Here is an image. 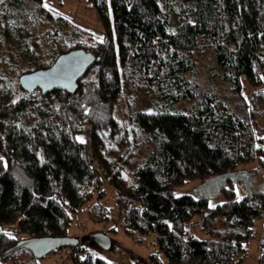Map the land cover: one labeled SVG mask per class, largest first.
Returning a JSON list of instances; mask_svg holds the SVG:
<instances>
[{"label": "trees", "instance_id": "1", "mask_svg": "<svg viewBox=\"0 0 264 264\" xmlns=\"http://www.w3.org/2000/svg\"><path fill=\"white\" fill-rule=\"evenodd\" d=\"M12 1L31 3L28 15L52 18L42 0ZM184 1L178 10L180 0H90L100 39L85 43L82 30L59 16L69 31L46 35L51 50L43 63L28 48L21 64L11 50L2 56L18 77L75 48L90 51L95 63L75 92L19 89L0 106V254L22 238L74 236L70 225L94 194L87 214L104 215L98 199L105 180L124 232L155 233L169 264L245 263L253 225L264 218V188L245 187L251 170L264 171V130L254 118L264 114V0ZM206 47L220 76L243 98L240 114L214 92L196 89L192 54ZM124 86H143L157 97L154 111H134L126 126L115 112ZM90 159L100 164L101 176ZM190 182V191L176 193ZM217 196L222 201L209 207ZM193 222L208 238L191 234ZM261 228L258 264H264V222ZM79 244L67 246L73 264H112Z\"/></svg>", "mask_w": 264, "mask_h": 264}, {"label": "rangeland", "instance_id": "2", "mask_svg": "<svg viewBox=\"0 0 264 264\" xmlns=\"http://www.w3.org/2000/svg\"><path fill=\"white\" fill-rule=\"evenodd\" d=\"M47 3L52 9V18L45 19L42 15H28L31 11V3L15 4L12 0H3L0 3V106L9 103L12 100V95L20 88L18 85V74L15 65L12 62H7L2 56H6L7 52L11 50L20 57L19 64L25 60V49L32 50L36 56L43 63L51 50L50 42L46 35L55 30L57 33L63 34L69 31L67 19L72 24H75L82 30L84 35V42L90 43L93 39H100L103 36V28L100 19L97 15L94 6H91L90 0H42V5ZM187 5V2L180 0L177 4L178 10ZM45 8V7H44ZM172 15V22L176 23V17ZM65 19H59L58 17ZM86 35L91 36L88 38ZM63 43L59 42L58 48L62 49ZM264 57V49H263ZM194 71L192 76L197 81L198 91L214 92L217 98L220 97L222 101L237 113H241L244 109L243 98L240 97L238 90L233 87L232 83L225 81L220 76L219 67L216 66L214 56L210 48H200L193 52ZM21 69H28L30 67L22 66ZM19 69V70H21ZM31 69V68H30ZM122 95L117 102L116 115L124 124L127 118L133 114L134 111H154V100L157 99L155 95L146 91L143 86H139L136 90L124 86ZM245 100L249 102L248 96L250 91L245 88L241 91ZM191 102L180 103L179 109L186 111ZM260 104V103H258ZM254 118L257 120V127L264 130V114H255ZM14 121V120H13ZM12 121V122H13ZM125 125V124H124ZM126 126V125H125ZM83 140L87 139V133L79 135ZM140 150L137 151V159L143 158L144 153L141 151L143 145H140ZM255 167V165L247 166ZM251 169V168H250ZM250 173V187L252 190L262 189L264 171L255 169ZM194 182L185 183L181 185L176 193L190 191ZM101 190L104 192L102 197L98 199L99 203L105 207V213L93 214L92 217L87 214V208L96 200L95 194L92 198L86 201V205L82 210L80 216L70 225L68 233L74 234V237L81 238L84 234H91L94 232H101L109 236L111 240V248L103 249L97 243L87 242L84 244L92 256L107 260L112 264H136L145 262V264H169L166 256L160 253L157 249L156 234L149 232V234H141L140 232L125 233L121 223V217L117 213L116 202H114V192L111 186L103 180ZM221 202V197L211 199L210 204ZM198 217L194 216L191 221H197ZM264 218H257L253 225L252 236L248 239L244 264H258L257 256L258 237L262 232V223ZM191 234L197 238H208V234L201 231L198 224L192 223L190 227ZM76 235V236H75ZM80 245V244H79ZM78 246V245H77ZM80 247V246H79ZM70 248L62 246V248L51 251L41 257H32L27 250H23L15 259L8 257L1 261V264H73Z\"/></svg>", "mask_w": 264, "mask_h": 264}, {"label": "water", "instance_id": "3", "mask_svg": "<svg viewBox=\"0 0 264 264\" xmlns=\"http://www.w3.org/2000/svg\"><path fill=\"white\" fill-rule=\"evenodd\" d=\"M94 63L95 56L90 51H84L82 48L64 51L54 59L50 66L21 73L18 77V85L21 90L25 91L38 89L42 95L55 90L75 92L78 86L77 81ZM262 184L264 188V174ZM80 242H94L103 249L111 248L112 245L109 236L101 232L84 234L81 238L74 236L29 237L22 238L15 245L7 248L0 254V259L8 257L19 248L30 251L34 257H41L62 246H73Z\"/></svg>", "mask_w": 264, "mask_h": 264}, {"label": "built area", "instance_id": "4", "mask_svg": "<svg viewBox=\"0 0 264 264\" xmlns=\"http://www.w3.org/2000/svg\"><path fill=\"white\" fill-rule=\"evenodd\" d=\"M90 164H92L94 170L97 171L98 176H101L103 170H102L100 164L96 160H94V159H90Z\"/></svg>", "mask_w": 264, "mask_h": 264}, {"label": "snow or ice", "instance_id": "5", "mask_svg": "<svg viewBox=\"0 0 264 264\" xmlns=\"http://www.w3.org/2000/svg\"><path fill=\"white\" fill-rule=\"evenodd\" d=\"M2 2H3V0H0V3H2ZM43 6L45 8H48L50 11H52V9L49 7V5L47 3H45ZM13 103H15V101H13ZM77 139H79L81 142H83V138H77ZM2 159L3 158L0 157V160H2ZM5 167H6V165H5ZM209 207H215V205L210 204ZM0 231H2V230H0ZM5 234L6 235H10L9 233H5ZM12 238L14 239L15 237H12ZM81 259H83V257Z\"/></svg>", "mask_w": 264, "mask_h": 264}]
</instances>
